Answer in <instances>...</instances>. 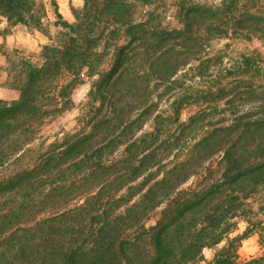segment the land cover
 I'll use <instances>...</instances> for the list:
<instances>
[{
    "label": "trees",
    "instance_id": "16d2710c",
    "mask_svg": "<svg viewBox=\"0 0 264 264\" xmlns=\"http://www.w3.org/2000/svg\"><path fill=\"white\" fill-rule=\"evenodd\" d=\"M51 1L56 33L42 0H0L48 39L0 99V264H264L238 261L264 243V57L219 44L264 40V0ZM84 75L73 128L41 135Z\"/></svg>",
    "mask_w": 264,
    "mask_h": 264
},
{
    "label": "rangeland",
    "instance_id": "374dc122",
    "mask_svg": "<svg viewBox=\"0 0 264 264\" xmlns=\"http://www.w3.org/2000/svg\"><path fill=\"white\" fill-rule=\"evenodd\" d=\"M45 6V24L50 30L51 33H56L59 30V27L55 25L57 20L55 14V8L52 5L51 0H42ZM58 12L62 15L63 19L67 21H73V15L71 12V5L74 7H78L82 4V0H55ZM166 23H173L171 13L166 15L165 19ZM26 28V27H25ZM26 30L30 33L37 34L39 38H44L46 42L48 41L47 37L44 36L41 32L31 31L26 28ZM35 40L38 38L34 37V40L31 44H27L25 46L13 47L8 50L10 55V62L7 65V72L12 80L15 75V71L17 69L18 61L21 59L30 60L33 63L39 64L41 62L40 52L41 47L44 44L36 43ZM225 42L232 43V47L241 51L250 52L257 51L264 57V40H260L258 38H251L249 40L238 38L232 40H220L219 44L222 45ZM89 88V79L84 75L81 77L79 83L75 86L72 92L73 99V107L69 110H66L54 117H48L41 126V135L44 137H48L52 139L55 135L59 134L62 131L70 130L75 125V118L79 113V108L81 104L86 100V92ZM164 104V103H163ZM189 112L184 111L181 115V118L184 119L188 116ZM149 122H146L145 127L147 128ZM171 156L166 159V161L171 160ZM194 179H190L185 186H188ZM157 212V211H155ZM155 213H152L151 219L147 221L146 225H152L155 222ZM237 230L233 234H241L246 226V223L242 220H238ZM223 242H221L218 246H222ZM264 243L258 240L257 234H251L244 238L241 241L240 246L238 247V255L239 262H244L245 260L250 259L251 257L258 256L263 253ZM214 253L213 248H205L203 250L204 261L201 264H207L209 260L212 259Z\"/></svg>",
    "mask_w": 264,
    "mask_h": 264
},
{
    "label": "crops",
    "instance_id": "0c3cea01",
    "mask_svg": "<svg viewBox=\"0 0 264 264\" xmlns=\"http://www.w3.org/2000/svg\"><path fill=\"white\" fill-rule=\"evenodd\" d=\"M34 37L36 43L45 44L44 38H39L37 34L30 33L23 25L9 26L5 19L0 21V99L12 101L19 97L18 89L7 84L8 72L7 65L10 62L8 50L13 47L31 44Z\"/></svg>",
    "mask_w": 264,
    "mask_h": 264
}]
</instances>
